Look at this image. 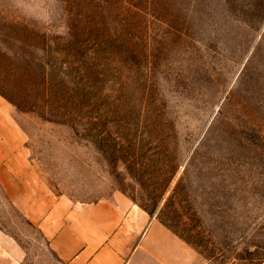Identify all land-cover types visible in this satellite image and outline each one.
<instances>
[{"label": "rangeland", "instance_id": "1", "mask_svg": "<svg viewBox=\"0 0 264 264\" xmlns=\"http://www.w3.org/2000/svg\"><path fill=\"white\" fill-rule=\"evenodd\" d=\"M0 98L67 204L126 195L209 264H264V0H0ZM23 264H65L0 186Z\"/></svg>", "mask_w": 264, "mask_h": 264}, {"label": "crops", "instance_id": "2", "mask_svg": "<svg viewBox=\"0 0 264 264\" xmlns=\"http://www.w3.org/2000/svg\"><path fill=\"white\" fill-rule=\"evenodd\" d=\"M23 132L0 98V186L21 201L28 221L65 264H209L169 227L126 195L67 204L37 173ZM25 248L0 229V264H23Z\"/></svg>", "mask_w": 264, "mask_h": 264}]
</instances>
